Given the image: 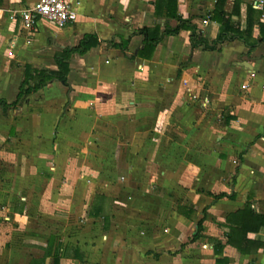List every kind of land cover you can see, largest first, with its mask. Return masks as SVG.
Returning a JSON list of instances; mask_svg holds the SVG:
<instances>
[{
  "label": "crops",
  "instance_id": "obj_1",
  "mask_svg": "<svg viewBox=\"0 0 264 264\" xmlns=\"http://www.w3.org/2000/svg\"><path fill=\"white\" fill-rule=\"evenodd\" d=\"M37 1L0 2V100L9 105L24 62L56 70L54 55L88 34L128 39L134 55L143 38L133 30L165 23L154 16V0H71L74 23L57 28L40 19L27 30L16 12ZM215 2L180 4L207 40L218 25L200 22ZM254 3L242 0L232 19L242 29ZM189 35L164 38L150 60L129 61L98 44L71 56L68 87L51 82L20 107L0 108V176L12 180L0 178V221L22 234L0 241L4 264H16L14 252L22 264H53L59 245L60 264H264V248L253 255L213 249L225 243L218 224L246 201L264 213V44L248 53L239 41L225 42L219 53L205 52L191 49ZM87 141L100 146L79 148ZM117 158L125 160L122 172ZM98 194L107 198L106 229L101 218L88 217ZM219 194L231 197L215 200ZM187 203L195 206L194 220L177 213ZM200 219V237L190 242ZM66 222L86 223V232L63 234ZM247 237L264 242L262 229Z\"/></svg>",
  "mask_w": 264,
  "mask_h": 264
},
{
  "label": "trees",
  "instance_id": "obj_2",
  "mask_svg": "<svg viewBox=\"0 0 264 264\" xmlns=\"http://www.w3.org/2000/svg\"><path fill=\"white\" fill-rule=\"evenodd\" d=\"M2 0H0L1 2ZM182 0H154L155 18H165V23L161 29L160 25L154 24L152 27H143L133 30V35L143 38V47L136 54L127 52L129 40L121 36L114 35L108 40L99 39L96 35H85L76 46L65 48L54 55L56 70L34 69L29 62H24L23 79L18 88V94L12 104H6L0 100V108L5 112L7 108L20 107L26 103L27 98L43 89L51 82H59L68 87L67 74L69 71L68 61L73 54L84 55L91 48L98 44H105L107 47L121 52L129 61L135 59L150 60L155 48L164 38L177 36L183 31H189V42L191 49L201 48L205 52L221 51L225 42L239 41L248 48V53L253 52L260 44H264V21L263 10L253 8L252 4L246 6L245 27L242 29L240 21H233V17H240V5L242 0H216L214 8L210 14H207L211 21L218 25V33L213 40H207L197 33L196 26L192 23V18L182 13ZM257 27L258 34H254V27ZM226 196L219 194L214 199H220ZM107 198L104 195H95L92 201L88 217L101 218L103 228L106 229L109 224L108 215L105 214V202ZM177 213L189 220L195 219V206L190 203L177 207ZM223 230L225 239L224 244H216L213 249L215 255H219L225 246L235 249L241 255L256 254L259 249L264 248V242L255 239H249L247 235L257 234L262 229L264 233V213L258 214L251 208V203L246 201L241 210L227 215L223 224H218ZM202 231V220L196 222V230L193 233L190 242L196 241ZM49 245H52L54 238H49ZM52 255V263L60 264L62 253ZM50 252L46 251L44 257ZM44 260V259H43ZM216 264H229L226 258L217 259Z\"/></svg>",
  "mask_w": 264,
  "mask_h": 264
},
{
  "label": "built area",
  "instance_id": "obj_3",
  "mask_svg": "<svg viewBox=\"0 0 264 264\" xmlns=\"http://www.w3.org/2000/svg\"><path fill=\"white\" fill-rule=\"evenodd\" d=\"M263 1L255 0L254 7L262 9ZM23 28L31 30L38 20H46L57 28H63L77 19V12L71 0H38L34 5L16 12ZM211 23L208 15L200 22L201 27Z\"/></svg>",
  "mask_w": 264,
  "mask_h": 264
},
{
  "label": "rangeland",
  "instance_id": "obj_4",
  "mask_svg": "<svg viewBox=\"0 0 264 264\" xmlns=\"http://www.w3.org/2000/svg\"><path fill=\"white\" fill-rule=\"evenodd\" d=\"M85 139L83 140V141H86V136L84 137ZM89 145L90 144V147H93V146H100V143L99 142H89V141H87V143H81V145H78L79 146V148H81V146L83 147L84 145ZM71 147V146H70ZM94 148V147H93ZM93 150V149H92ZM77 151V150H76ZM116 152H119L118 150H116ZM98 159V158H97ZM125 160L123 159V161L122 162H120V159L118 160V158H117V160H115V162H114V166H116L115 167V170H116V168H118L116 171H120L121 170V172H122V163L124 162ZM64 162H67V159H64ZM97 162H98V160H97ZM86 163H88L87 162V158L84 160V164H82V162L79 164V166H85V164ZM103 163H104V160L102 159V160H99V162H98V164H99V167H102L103 166ZM137 163H140L141 164V162H136V164ZM0 178L3 180V181H5V183H10L12 180L11 179H6L5 178V176H3V177H1L0 176ZM9 178V177H8ZM10 178H12L13 180L14 179H16L17 180V178H18V176H11ZM102 178V177H101ZM102 180V179H101ZM80 181H82L83 182V184H89V181H88V179L87 178H81L80 179ZM4 192H2L1 193V195H3L4 196ZM9 196V192L7 193V197ZM6 223H9V225L10 226H8V229H5V224ZM84 225H86V223H79L78 225L77 224H74L73 222H69V223H65V225L64 224H61V226L63 227V229H59L60 230V232H62L63 234H75L76 232H83V233H85L86 232V230H84L86 227H84ZM15 228H17V225L16 224H14V223H12V222H2V221H0V241H1V243L2 244H5V237L8 235V234H14V235H12V236H15V239L16 238H19V239H21L22 238V234H20V232L18 233V232H13L14 231V229ZM83 230V231H82ZM17 233V234H16ZM8 241H7V245L9 246V244H10V242H9V239H7ZM15 254L13 255V261L16 263V264H22V258H21V254H19V253H17V252H14ZM5 255H0V264H4L5 263Z\"/></svg>",
  "mask_w": 264,
  "mask_h": 264
}]
</instances>
